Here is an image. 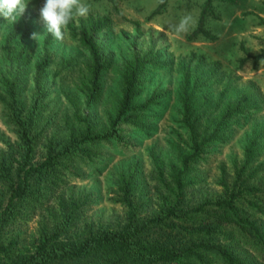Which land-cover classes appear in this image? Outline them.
I'll return each instance as SVG.
<instances>
[{
    "label": "rangeland",
    "instance_id": "374dc122",
    "mask_svg": "<svg viewBox=\"0 0 264 264\" xmlns=\"http://www.w3.org/2000/svg\"><path fill=\"white\" fill-rule=\"evenodd\" d=\"M158 1L84 0L90 6L89 15L73 20L74 25L78 26L88 17H106L110 21L108 28L96 35L108 69L101 96L89 106L84 105L78 90L86 52L67 29L64 42L53 38L49 46L51 64L41 71L42 82L50 90L36 126L40 137L34 159L42 158L45 141H66L71 135L84 132V125L74 119V108L66 102L63 93L76 101V112L86 116L94 129L106 130L118 94L120 68L135 57L143 58L146 64L136 101L143 102L153 93H160L158 98L148 105L141 121L122 127L123 139L119 140L122 142L111 140L97 145L98 155L90 167H96L98 175L75 181L73 185L93 192V200L87 206L88 219L121 223L123 210L114 202L118 194L117 175L132 173V198L140 205L142 216H151L173 201L176 191L173 174L181 169L180 155L191 152V139L199 141L202 131L208 123L213 124L223 104L245 94L250 110L231 119L223 130L225 139L207 147L189 172L181 176L182 197L188 207L224 198L220 177L231 189L238 184L233 185L235 173L239 171L244 179L243 194L234 206L242 218L253 221L264 241V59H252L264 50V0H209L208 4L205 0H166L157 14L150 15ZM43 3L44 0H29L25 12L14 24L0 17V45L8 30L15 28L21 33L26 24L27 39L40 45L46 30L39 14ZM201 14L203 28L211 37L200 33L190 35ZM186 15L192 17L189 30L175 34L172 26ZM34 32L40 35L38 40L32 39ZM240 59L243 60L240 62ZM212 68L215 70L211 71ZM28 88L27 85L22 96ZM181 92L189 94L194 108L193 135L181 120ZM218 97L220 102L215 105ZM4 114L0 104V139L4 137L11 142L13 133L3 124ZM247 145L250 151L243 165ZM176 149L181 150L180 154ZM81 169L85 171L87 164H82ZM248 201H253L255 206ZM216 213L221 211L206 207L192 219L212 223ZM39 217L36 214L27 224L18 226L23 237L20 241L28 243L35 237ZM220 225L218 242L227 245L240 262L264 264V246L253 232L241 229L231 217L224 216ZM205 264L226 262L212 252Z\"/></svg>",
    "mask_w": 264,
    "mask_h": 264
},
{
    "label": "trees",
    "instance_id": "16d2710c",
    "mask_svg": "<svg viewBox=\"0 0 264 264\" xmlns=\"http://www.w3.org/2000/svg\"><path fill=\"white\" fill-rule=\"evenodd\" d=\"M165 2L159 0L150 15L157 14ZM208 3L209 0H205V4ZM109 23L106 17H88L78 26L70 22L66 28L87 54L78 87L85 106L94 104L103 91L108 63L96 35L108 28ZM24 27L21 33L15 28L8 30L0 45V104L5 110L2 118L14 138L11 142L4 137L0 139V264H205L207 255L212 252L226 264H245L227 245L218 242L224 216L231 217L241 229H249L264 246L259 228L253 221L242 218L234 206L235 200L243 194L244 179L239 171L235 173L233 185L238 184L232 186L235 190L228 188L220 177L224 198L188 207L182 197L181 176L189 172L207 147L225 139L223 130L231 119L247 114L250 110L247 95L225 102L213 124L208 123L202 131L201 139H191V152L180 155L181 169L173 174L176 191L171 203L151 216H142L140 205L132 198V173H119L114 202L122 207L123 221L114 224L94 221L86 217L93 192L75 187L73 183L98 175L96 167H90L98 155L97 145L111 140L122 142L119 141L123 139L120 137L122 127L141 121V115L160 93L137 102L146 62L135 57L124 63L119 71L118 94L106 130L94 129L86 116L76 112V101L63 93L66 102L74 108V119L84 125V132L71 135L66 141H45L42 158L35 160V145L40 137L36 126L50 90L42 82L41 71L51 64L49 46L53 37L45 30L37 45L29 42L28 25ZM198 33L212 36L203 28L202 14L190 35ZM260 58L264 59V50L252 56L254 61ZM195 83L197 85L196 80ZM27 85L28 91L22 96ZM189 98V94L181 92V120L193 135L194 108ZM220 99L218 97L215 105ZM193 118L196 120L197 116ZM180 151L176 149L178 154ZM249 151L250 145H247L243 165L247 163ZM82 164H87L85 171L81 169ZM248 202L255 206L253 201ZM206 207L221 213L214 215L212 223L195 222L193 215ZM36 214L40 217L35 237L28 243L20 241L23 237L18 226L27 224Z\"/></svg>",
    "mask_w": 264,
    "mask_h": 264
},
{
    "label": "clouds",
    "instance_id": "9594fccd",
    "mask_svg": "<svg viewBox=\"0 0 264 264\" xmlns=\"http://www.w3.org/2000/svg\"><path fill=\"white\" fill-rule=\"evenodd\" d=\"M29 0H0V17L5 22L14 24L26 10ZM90 6L84 0H44L39 10L40 18L46 29V33L58 42H64L65 29L70 22L77 18H86L89 15ZM192 17H181L178 24L172 26L175 34L180 35L189 30ZM38 33L32 34V39L38 40Z\"/></svg>",
    "mask_w": 264,
    "mask_h": 264
}]
</instances>
